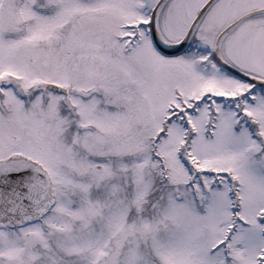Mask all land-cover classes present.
Wrapping results in <instances>:
<instances>
[{"label": "snow or ice", "instance_id": "snow-or-ice-1", "mask_svg": "<svg viewBox=\"0 0 264 264\" xmlns=\"http://www.w3.org/2000/svg\"><path fill=\"white\" fill-rule=\"evenodd\" d=\"M0 264H264V0H0Z\"/></svg>", "mask_w": 264, "mask_h": 264}]
</instances>
